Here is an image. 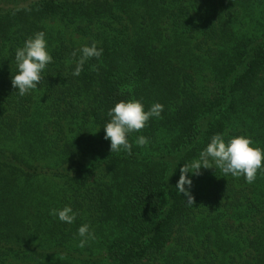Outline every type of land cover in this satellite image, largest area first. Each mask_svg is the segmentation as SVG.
I'll list each match as a JSON object with an SVG mask.
<instances>
[{"label":"trees","instance_id":"16d2710c","mask_svg":"<svg viewBox=\"0 0 264 264\" xmlns=\"http://www.w3.org/2000/svg\"><path fill=\"white\" fill-rule=\"evenodd\" d=\"M39 31L53 60L20 96L15 51ZM132 98L163 112L111 153L107 112ZM217 133L264 148V0H0V264H264V171L202 168L193 205L175 190ZM65 205L73 224L49 214Z\"/></svg>","mask_w":264,"mask_h":264},{"label":"clouds","instance_id":"9594fccd","mask_svg":"<svg viewBox=\"0 0 264 264\" xmlns=\"http://www.w3.org/2000/svg\"><path fill=\"white\" fill-rule=\"evenodd\" d=\"M80 53V58L72 73L73 76L80 75L89 58L99 59L103 54V49L93 42L90 46H82ZM52 60L44 31L34 33L23 42L21 47L16 49L17 71L11 77V84L20 96L37 89L47 65ZM162 112V104L154 103L146 110L143 100L136 98L121 100L111 107L107 112L109 119L102 127L105 132L104 139L110 141L111 153L123 151L130 154L133 147L129 140L130 135L145 128L150 119L159 118ZM148 142V138L143 135L135 140V144L141 147L147 145ZM202 168H218L224 174L223 177L243 176L247 183H253L258 171H264V148L256 145L247 135H237L227 140L223 134L213 135L210 142L199 153V157L183 163L180 168L175 190L186 198L189 205H193L194 202L191 192L193 178L201 174ZM49 214L67 224H73L78 215L71 205L51 209ZM77 236L79 237L78 246L81 248L85 247L90 240L95 239V233L88 223L78 227Z\"/></svg>","mask_w":264,"mask_h":264},{"label":"rangeland","instance_id":"374dc122","mask_svg":"<svg viewBox=\"0 0 264 264\" xmlns=\"http://www.w3.org/2000/svg\"><path fill=\"white\" fill-rule=\"evenodd\" d=\"M52 27H54L56 30H62L64 31L65 35L67 36V39L72 41L73 43L77 44V45H82V43L85 42V40H81L80 37L76 36V35H72V33L70 31H65L64 28L58 26V25H51Z\"/></svg>","mask_w":264,"mask_h":264}]
</instances>
